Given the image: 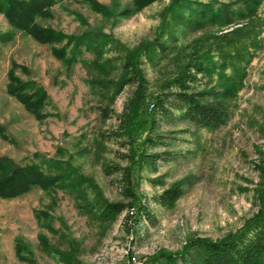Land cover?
<instances>
[{"label":"rangeland","instance_id":"1","mask_svg":"<svg viewBox=\"0 0 264 264\" xmlns=\"http://www.w3.org/2000/svg\"><path fill=\"white\" fill-rule=\"evenodd\" d=\"M99 1L109 7V16L82 0H57L50 17L36 19L68 33H109L110 42L100 57L84 51L66 67L50 44L24 31L16 30L12 39L0 41V124L10 138L0 137V155L20 164L61 158L63 166H73L72 173L82 178L79 189L84 188L79 197L65 186L33 187L15 197H0V264H142L160 250H181L195 236L223 237L264 207V0L247 23L198 27L187 20L190 13L181 7L182 0H176L174 10L175 0H153L131 14L124 10L132 0ZM201 1L240 4V0ZM241 26V35L231 33ZM8 28L0 12V31ZM160 40L168 44L164 52L157 49ZM219 48L235 54L234 65L243 68L241 78L236 76L237 89L227 99L226 122L196 129L178 120V110L173 109L170 115L157 116L154 130L167 135L169 145L149 151H177L175 157L158 159L153 167L142 159L126 158L129 145L113 133L119 123L116 115L129 110L130 100L143 109L163 78L190 53L206 51L220 63ZM94 57L105 60L103 69L92 63ZM125 58L132 60L141 85L136 80L117 87L126 72ZM12 61L18 64L14 70L21 79H34L47 91L43 119H36L7 92ZM223 71L231 74L234 67L229 64ZM217 77L214 72L210 83ZM91 80L99 85L91 86ZM99 106L107 107L108 117ZM113 163L132 169L135 203L128 204L132 197L126 194L120 173L105 172L104 167ZM42 167L52 170L45 163ZM173 184L183 192L172 204L163 206L151 199ZM103 200L128 206L113 218L102 219L91 203ZM140 203L148 207V217L136 213ZM37 209L51 214L50 228L37 220ZM129 212L131 216H126ZM41 232L52 245L72 253L73 259L67 262L49 253L39 239ZM17 240L31 258L19 257Z\"/></svg>","mask_w":264,"mask_h":264},{"label":"trees","instance_id":"2","mask_svg":"<svg viewBox=\"0 0 264 264\" xmlns=\"http://www.w3.org/2000/svg\"><path fill=\"white\" fill-rule=\"evenodd\" d=\"M82 1L103 16L111 14L109 7L99 0ZM151 1L153 0H132L131 5L125 7L124 12L125 14L134 13ZM262 1L240 0V4L234 6L229 1H220L214 4L201 0H182L183 6L181 7L189 10L190 15L187 20L195 27L207 23L227 25L240 21L249 22L254 15H257V9ZM56 2L57 0H0V12L10 24V28L0 31V41L7 42L12 39L16 30L24 31L36 40L50 44L52 53L66 67L71 66L84 51L94 52L100 57L110 42L109 33L100 30L68 33L37 21V17L52 15L51 9ZM171 8L173 10L176 8V0L172 2ZM76 15L84 22L79 13L76 12ZM242 28L243 26L235 27L231 33L241 35ZM167 45L165 40H160L158 48H156L164 52ZM218 53L222 57L220 63H216L209 52L190 53L185 61H181L172 72L163 78L159 91L151 96L143 109L139 108L136 100H130L129 110L116 115L119 123L113 133L118 137L123 136L124 144L129 145V153L125 154L126 158H139L153 167L158 159L175 157L177 151L166 149L149 151L155 146L169 145L167 135L154 132V130L158 125L157 116L160 118L161 114L170 115L173 109L178 110L176 114L178 120L187 121L196 129L213 128L226 122L228 117L227 99L237 89L236 78H241L243 68L234 65L235 54L224 52L221 48ZM96 58L98 57L92 59V63L98 69H103L105 60L97 61ZM128 58L123 61V68L126 72L120 78V84L117 87H121L122 83L136 80L141 85L142 77L139 78L132 60ZM229 64L234 67V72L231 74L223 71ZM17 65L12 61L11 67L7 71V92L20 101L36 119L41 120L47 114L44 110L48 99L47 91L41 83L34 79H21L14 70ZM21 68L26 69L25 66H21ZM214 72L218 73L217 81L210 83L211 75ZM205 76L208 82L202 81ZM90 83L95 87L99 85L92 80ZM100 83H103V80H100ZM99 108L103 116H109L106 106H99ZM143 132H145L144 135H142ZM0 137L9 138L2 124H0ZM62 162L64 160L61 158L42 157L39 162L30 161L20 164L7 155H0V197H15L28 192L33 187L48 190L56 186L70 187L77 191L76 197L81 196L84 192L83 187L79 189L82 178L72 173L73 166L68 163H66L67 167L63 166ZM44 163L52 170H45L42 167ZM104 170L106 173H120L125 185L124 190L128 196L132 197L128 204L135 203L136 195L133 190L130 166L113 163L107 164ZM73 174L74 176H72ZM182 192L181 186L173 184L159 193L153 194L151 199L167 206L172 204ZM127 206L126 202L122 201L103 200L99 203H91L92 210L97 213L96 216L102 219L113 218ZM34 212L42 226L51 227V214L47 210L37 209ZM130 212L132 213L133 210ZM130 212L126 213V216H131ZM149 212L146 204L137 205L136 213H141V216L148 217ZM39 239L49 253L54 252L60 259L67 262L73 259L72 253L52 245L46 234L39 233ZM16 245V251L20 258L29 257L27 254H23V245L20 241L17 240ZM142 264H264V207L255 212L238 229L223 237L212 239L195 236L190 238L181 250L177 252L160 250L148 256Z\"/></svg>","mask_w":264,"mask_h":264},{"label":"built area","instance_id":"3","mask_svg":"<svg viewBox=\"0 0 264 264\" xmlns=\"http://www.w3.org/2000/svg\"><path fill=\"white\" fill-rule=\"evenodd\" d=\"M136 264H140V263H136Z\"/></svg>","mask_w":264,"mask_h":264},{"label":"bare ground","instance_id":"4","mask_svg":"<svg viewBox=\"0 0 264 264\" xmlns=\"http://www.w3.org/2000/svg\"><path fill=\"white\" fill-rule=\"evenodd\" d=\"M141 264V263H140Z\"/></svg>","mask_w":264,"mask_h":264}]
</instances>
